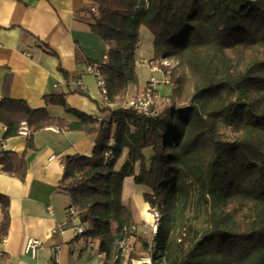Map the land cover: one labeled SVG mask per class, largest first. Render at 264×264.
I'll list each match as a JSON object with an SVG mask.
<instances>
[{"label": "trees", "instance_id": "16d2710c", "mask_svg": "<svg viewBox=\"0 0 264 264\" xmlns=\"http://www.w3.org/2000/svg\"><path fill=\"white\" fill-rule=\"evenodd\" d=\"M93 3L91 31L108 47L99 66L107 87L101 111L108 114H86L62 95L46 96L47 105H60L75 118L67 120L47 107L32 109L24 100L6 98L0 100L5 136L16 135L22 121L32 134L59 127L95 135L91 155L64 159L59 189L75 209L67 225L75 217L89 223L78 237L98 243L101 264H133L141 259L138 243L150 249L123 202L129 177L150 188L145 201L161 211L155 249L162 257L157 254L156 264H264V0ZM142 27L153 36L152 63L176 62L160 64L170 71L173 87L152 114L122 106L140 84ZM28 148H34L32 135ZM3 157V169L13 173ZM0 202L1 243L10 225V200L0 194Z\"/></svg>", "mask_w": 264, "mask_h": 264}, {"label": "crops", "instance_id": "0c3cea01", "mask_svg": "<svg viewBox=\"0 0 264 264\" xmlns=\"http://www.w3.org/2000/svg\"><path fill=\"white\" fill-rule=\"evenodd\" d=\"M93 10V0H0V100H24L32 109L47 107L55 117L74 120L62 106L45 101L46 96L62 95L77 110L106 116L108 112L101 111L104 102L97 80L86 72L89 63L105 61L108 53L105 42L91 31ZM140 52L142 42L138 66L145 59ZM153 54L154 50L149 59ZM79 79L83 88L77 84ZM145 85L140 81L139 86ZM6 129L0 123V159H9L14 172L7 173L0 161V194L10 200V225L6 241L0 244L4 252L0 264H101L98 243L91 247L75 232L79 219L67 225L71 197L59 189L64 159L91 155L95 135L46 127L32 134L34 148L29 149L30 138L19 133L6 137ZM126 158L123 155L122 164ZM149 191L133 177L124 182L123 202L131 206L139 233L141 223L151 219L144 198ZM3 218L0 202V229ZM29 239L42 242L35 254L26 252Z\"/></svg>", "mask_w": 264, "mask_h": 264}, {"label": "rangeland", "instance_id": "374dc122", "mask_svg": "<svg viewBox=\"0 0 264 264\" xmlns=\"http://www.w3.org/2000/svg\"><path fill=\"white\" fill-rule=\"evenodd\" d=\"M152 41H153V36L151 32L146 28L145 31L141 33V42H142L143 52L142 53L140 52L141 54L139 53L142 57L145 58L144 59L145 62L144 63L139 62L140 65L137 67V70L140 76V81L142 84L145 83L146 85L144 88L142 86H139L137 89L133 88L131 91L132 93L130 94L129 97L142 94L147 88V86L149 85L152 78H154V86L156 87V91L159 93V96H160L159 101L157 103V106H159L171 94L173 84L170 81V76H169L170 71L169 70L165 71L163 68L160 67L161 66L160 64H162V60L156 63H152L151 61L152 58L149 59L152 54V50H153ZM168 62H169L170 67H173L176 65L175 61L168 60ZM155 66L158 67V70L154 69ZM179 70L181 72H185L187 71V68L184 66H181L179 67ZM153 153L154 151L151 147L145 149V154L148 158L152 157ZM123 155L127 156L126 152H124ZM133 205L134 207H136L135 203ZM155 210H158V209H152V207L150 206V208L148 209V212L151 216L150 217L151 219L148 220L147 222L141 223L140 233H139V235L149 243L150 249L149 250L146 249V246H144L143 243H138L136 247V251L141 256V261H136V263L133 261L134 264H156L155 261L157 258V254H159L162 257V252H158V249H155L158 247V246H155L156 233L153 230L154 228L153 226L156 223L155 217H154ZM161 218H162V215H161ZM161 218H160L159 225L161 224ZM124 252L127 253V249H125ZM102 259L103 257H101V262H102Z\"/></svg>", "mask_w": 264, "mask_h": 264}, {"label": "built area", "instance_id": "2783aa9c", "mask_svg": "<svg viewBox=\"0 0 264 264\" xmlns=\"http://www.w3.org/2000/svg\"><path fill=\"white\" fill-rule=\"evenodd\" d=\"M140 62L144 63L145 60L141 59ZM162 64L164 66H169V62L167 59H163ZM99 66H100L99 62L89 63L86 67V72L91 73L95 76L99 89H100V93L103 98V102H105L107 100V87H106L105 80L100 72ZM154 69L158 70V67L155 66ZM77 84L81 88L84 87V83L81 79L77 81ZM159 98H160L159 93L156 91V87L154 86V78H152L149 85L147 86V88L142 94L128 98L127 100L122 102V106L132 107L133 109H135L136 111L140 113L152 114L154 112V109L157 106ZM18 133L28 138L31 137L32 129L28 125L27 121L21 122ZM158 210L154 211V217H155L156 223L153 226L154 227L153 230L155 233H157V228L159 227V222L161 218V212H159L160 210L159 211ZM68 211H69L70 216L75 214V209L73 207H69ZM89 227H90L89 223H79L75 227V232L78 236H81L89 229ZM5 241H6V238H4L0 244H3ZM41 244L42 242L40 240L29 239L26 245V252H31L32 254H35L37 247L40 246ZM96 244H97L96 241H91L89 243L91 247H95ZM3 255H4V252L0 247V262H1Z\"/></svg>", "mask_w": 264, "mask_h": 264}, {"label": "bare ground", "instance_id": "6f19581e", "mask_svg": "<svg viewBox=\"0 0 264 264\" xmlns=\"http://www.w3.org/2000/svg\"><path fill=\"white\" fill-rule=\"evenodd\" d=\"M121 164H122V161H120V162H119V164H118V167H120V166H121Z\"/></svg>", "mask_w": 264, "mask_h": 264}]
</instances>
